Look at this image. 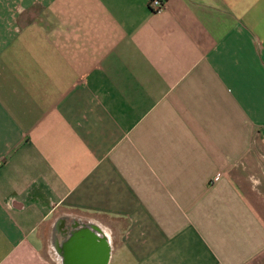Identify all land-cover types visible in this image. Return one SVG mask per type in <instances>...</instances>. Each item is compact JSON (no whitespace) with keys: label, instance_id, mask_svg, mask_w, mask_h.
Masks as SVG:
<instances>
[{"label":"crops","instance_id":"0c3cea01","mask_svg":"<svg viewBox=\"0 0 264 264\" xmlns=\"http://www.w3.org/2000/svg\"><path fill=\"white\" fill-rule=\"evenodd\" d=\"M0 0V264H264V0Z\"/></svg>","mask_w":264,"mask_h":264},{"label":"built area","instance_id":"2783aa9c","mask_svg":"<svg viewBox=\"0 0 264 264\" xmlns=\"http://www.w3.org/2000/svg\"><path fill=\"white\" fill-rule=\"evenodd\" d=\"M168 0H151L148 4L149 9L155 12L164 11L168 7Z\"/></svg>","mask_w":264,"mask_h":264}]
</instances>
